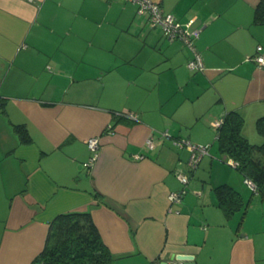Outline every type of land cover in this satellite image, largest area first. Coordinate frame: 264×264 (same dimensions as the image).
<instances>
[{
    "label": "crops",
    "instance_id": "obj_1",
    "mask_svg": "<svg viewBox=\"0 0 264 264\" xmlns=\"http://www.w3.org/2000/svg\"><path fill=\"white\" fill-rule=\"evenodd\" d=\"M153 1L200 29L202 70L129 1L0 0V264H36L65 212L90 213L109 264H264V188L252 193L210 148L191 171L189 150L173 144L211 147V121L232 110L250 142L264 141V69L248 59L264 47L258 0ZM223 183L246 202L228 217L213 190Z\"/></svg>",
    "mask_w": 264,
    "mask_h": 264
},
{
    "label": "trees",
    "instance_id": "obj_2",
    "mask_svg": "<svg viewBox=\"0 0 264 264\" xmlns=\"http://www.w3.org/2000/svg\"><path fill=\"white\" fill-rule=\"evenodd\" d=\"M253 23L264 24V0H258L255 5ZM126 112H117L116 115L128 116ZM221 118V124L215 128L217 151L227 159H231L235 169L243 178L252 180L256 185V191L260 192L264 188V141L256 144L242 134L243 117L237 111H229ZM255 129L264 137V115L256 119ZM14 130L21 142L30 140L23 124L14 125ZM213 190L218 205L227 217L245 207L246 202L241 193L229 184H219ZM111 260V252L103 243L90 213L65 212L58 214L50 223L44 248L35 262L36 264H109Z\"/></svg>",
    "mask_w": 264,
    "mask_h": 264
},
{
    "label": "built area",
    "instance_id": "obj_3",
    "mask_svg": "<svg viewBox=\"0 0 264 264\" xmlns=\"http://www.w3.org/2000/svg\"><path fill=\"white\" fill-rule=\"evenodd\" d=\"M135 4L140 12H145L147 15V21L151 28H159L163 37L171 42L173 40L181 41L184 46L192 53L191 58L187 61V67L193 71H200L203 69L202 59L197 52L194 41L199 35L200 29L198 27H191V21L181 22L174 15L166 13L163 8L153 2L152 0H125ZM248 59L256 62L257 66L264 69V47L261 45L256 46V51ZM129 117L134 118L135 115L132 112H126ZM222 122V118H217L211 121V125L216 128ZM167 135V133H165ZM100 139L98 136L90 137L87 140V147L91 151V155L86 162L87 166L93 165L94 161L98 157ZM146 144L152 146V139L149 137L146 139ZM173 144L178 147H186L189 150V158L187 166L189 170L193 171L198 166L201 158L209 153L208 144H195L189 140L178 138L173 140ZM135 157H141V155L135 154ZM231 164L234 166L233 161ZM177 178L182 185H186L189 180V175L185 172L178 171ZM244 182L251 191L257 193L256 185L252 180L244 178ZM185 192V188L171 191L168 193V201L171 203L180 202Z\"/></svg>",
    "mask_w": 264,
    "mask_h": 264
},
{
    "label": "rangeland",
    "instance_id": "obj_4",
    "mask_svg": "<svg viewBox=\"0 0 264 264\" xmlns=\"http://www.w3.org/2000/svg\"><path fill=\"white\" fill-rule=\"evenodd\" d=\"M256 144H259V143H256ZM210 149H211V154L214 156V159H219L221 162L223 161L224 163H226L228 161V159L226 157H223L224 155L219 154V152L217 151L215 143H213L211 145ZM206 157H207V155L204 156V158H206ZM204 161H205V159L203 160V163H204ZM248 197H250V194H248Z\"/></svg>",
    "mask_w": 264,
    "mask_h": 264
},
{
    "label": "water",
    "instance_id": "obj_5",
    "mask_svg": "<svg viewBox=\"0 0 264 264\" xmlns=\"http://www.w3.org/2000/svg\"><path fill=\"white\" fill-rule=\"evenodd\" d=\"M176 259L186 260V259H189V258L187 257V255H176Z\"/></svg>",
    "mask_w": 264,
    "mask_h": 264
}]
</instances>
